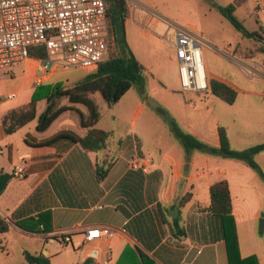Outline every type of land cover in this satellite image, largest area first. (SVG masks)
I'll list each match as a JSON object with an SVG mask.
<instances>
[{"label": "crops", "instance_id": "obj_1", "mask_svg": "<svg viewBox=\"0 0 264 264\" xmlns=\"http://www.w3.org/2000/svg\"><path fill=\"white\" fill-rule=\"evenodd\" d=\"M251 1L256 11L264 10V0ZM125 2L126 41L144 68L127 31L130 18L138 21L144 13ZM152 22L159 23V19L153 17ZM203 44L212 46L204 41ZM214 48L211 50L215 53ZM225 55L232 57L234 63L243 62L244 67L258 63ZM30 60L34 62V58ZM205 69L208 79L221 81L237 93L236 87L209 67ZM22 70L34 91L38 84L34 85L31 73L23 67ZM258 79L263 80L259 76L252 81L264 86V81ZM89 97L99 110L96 93ZM130 102L135 115L119 118L128 126L130 136L125 141L118 140L119 150L115 153L107 147L108 139L105 148L96 152L85 151L67 139L46 145L63 132L77 137L87 134L88 129L80 124V113L87 114L82 105H73V109L59 115L42 132L36 130V119L13 133L4 131L3 116L27 106L30 101L0 115V218L7 224V230L0 233V264H11V250L20 257L17 264L24 262L25 251L41 253L51 264H228L221 221L206 210L210 204V187L223 180L230 192L239 257L255 256L258 264H264V229L260 230L262 227L255 223L258 218H264L259 195L264 190L255 174L248 166L232 162L209 166L204 160L198 164L199 156L193 155L185 161L181 154L174 163L146 157L134 128L146 109V102L140 97ZM45 106V100L36 102V117ZM113 106L107 105V108L112 110ZM99 123L100 118L94 128L110 136L111 131L100 127ZM218 144L219 141L214 147ZM136 160H143L146 165H133ZM17 166L25 169L24 179L13 177L12 171ZM98 171L103 177L101 180L97 179ZM206 178L204 189L200 186ZM186 194L191 195L190 199L178 205ZM38 221L44 222L48 230H41L42 224L36 233L26 229ZM91 227L105 231L97 240L86 242L84 232ZM60 234L70 237L67 245L61 243ZM52 243L61 245L63 252L69 254L58 259L60 253L51 251Z\"/></svg>", "mask_w": 264, "mask_h": 264}, {"label": "rangeland", "instance_id": "obj_2", "mask_svg": "<svg viewBox=\"0 0 264 264\" xmlns=\"http://www.w3.org/2000/svg\"><path fill=\"white\" fill-rule=\"evenodd\" d=\"M231 1L127 0L132 9L142 10L144 13L143 18L138 21L130 18L127 31L128 37L131 38V46L143 62L146 84L141 95L138 94L136 88L127 91L112 110L107 108L104 99L96 93L101 116L99 126L111 131L107 147L114 153L119 150L118 140L125 141L130 136L128 126L119 121V118L135 115L129 102L139 97L143 102L151 98L159 107L155 110L146 103V109L134 124L146 157L162 158L165 163H174L182 154L186 161L182 145L169 134L158 110L171 116L181 130L211 146H215L218 142V126L226 129L230 145L234 150H245L264 142V92H261L264 86L252 81L255 78L247 77L245 72L247 67L255 63L244 67L243 62L234 63L232 57L225 55L226 53L248 62L254 60L264 64V54L259 51L264 40L255 42L241 38L232 25L211 7V3L225 6ZM235 16L248 31H255L258 25H264V10L256 11L255 3L251 0L238 7ZM153 17L159 19V23L152 22ZM168 23L172 27L186 30L205 43L208 42L212 48L215 47L214 53L209 45L203 46L204 67H209L217 76L237 88V98L234 104H226L211 96L209 89L201 93L179 91L177 59L170 43L173 35L168 32ZM158 38H161L160 41ZM117 54L118 48L114 44H109L105 59ZM22 67L29 74L31 73L33 83L36 85L35 80L39 76L38 64L27 60ZM22 67L0 70V115L9 109L25 105L31 99L33 86L29 78L24 75ZM85 74L87 73L82 69L71 67L59 69L44 82L61 83L62 88L66 89L72 87ZM260 77L263 80H258L264 81V76ZM13 92L16 97L8 99V95ZM58 102L59 105H68L65 98ZM192 155L199 156L198 164H202L205 160L209 166L221 165L225 161L245 165L241 161L224 159L199 151H192L188 157ZM254 161L264 175V151L256 154ZM251 171L262 183L264 190V177L262 179L256 172ZM207 180L208 178L204 179L200 187L204 188ZM259 195L261 206L264 207V191L259 192ZM263 221L264 218H258L255 222L256 226L262 227L260 230L264 229V225L261 226ZM61 248V245L52 243L51 251L55 250L60 253L58 259H63L69 254L63 252ZM18 259H20L18 253L11 250L10 263L17 264Z\"/></svg>", "mask_w": 264, "mask_h": 264}, {"label": "trees", "instance_id": "obj_3", "mask_svg": "<svg viewBox=\"0 0 264 264\" xmlns=\"http://www.w3.org/2000/svg\"><path fill=\"white\" fill-rule=\"evenodd\" d=\"M243 1L244 0H234L232 3L225 6L211 3V7L232 25L241 35V38L253 40L255 42L263 41L264 26L258 25L257 30L248 31L243 23L235 16L234 12L236 8L240 6ZM105 3L110 44H114L115 47L118 48V54L109 56L98 65L94 72L85 74L70 88L63 89L61 83H47L36 86L32 93L30 103L27 106L11 110L3 116L2 125L7 134L13 133L15 130L34 119H36V130L42 132L46 130L59 115L73 109V105H82L86 108L87 114L82 115L80 113V124L83 128L88 129L87 134L84 137H77L70 133L63 132L46 142V145H50L62 139H67L75 144H79L85 151L96 152L105 148L109 133L94 128L100 118V113L97 105L89 95L99 93L106 104L111 107L131 88H136L138 94L141 95L146 84L144 68L136 59L126 41L125 18L127 6L125 0H105ZM257 23L259 22L257 21ZM259 51L264 54V44ZM29 56L34 59L44 58V48H31L29 50ZM208 89L211 95L229 105L234 103L237 96L234 89L215 79H208ZM62 98L67 99L68 105L58 104V101ZM40 100H45L46 106L36 117V102ZM158 112L161 113L164 125L169 134L182 145L186 155V161L189 153L192 151H199L224 159L241 161L263 179L264 175L260 167L254 161V156L264 151V142L251 146L245 150H234L230 146L225 129L223 127H218L219 144L217 147H214L181 130L176 121L166 112L162 110H158ZM102 178L103 177L99 175L98 171L97 179L101 180ZM209 194L210 204L206 210L221 221L222 240H224L225 243L228 264H258L255 256L244 259L239 257L235 224L231 215V197L227 182L223 180L213 184L209 189ZM190 197V194H186L178 202V205H183ZM41 224L44 225L41 230L47 231L48 227L45 226L42 221L35 222L33 227H27L26 229L36 233L39 232V225ZM175 227L178 228L177 225ZM6 230L7 224L0 218V233ZM23 258L24 262L22 264H51L49 258L41 253L32 254L25 251L23 252Z\"/></svg>", "mask_w": 264, "mask_h": 264}, {"label": "built area", "instance_id": "obj_4", "mask_svg": "<svg viewBox=\"0 0 264 264\" xmlns=\"http://www.w3.org/2000/svg\"><path fill=\"white\" fill-rule=\"evenodd\" d=\"M168 32L173 35L180 91H208L203 41L169 23ZM109 44L105 0H0V70L24 65L31 59V48L43 47L45 57L34 59L39 74L35 83L40 85L59 69L95 71L105 60ZM245 72L251 79L264 76V64L255 63ZM14 97L9 94L7 98ZM133 165L146 163L136 160ZM12 175L24 179L25 169L17 166ZM104 231L101 227L87 228L84 240H97ZM60 238L63 245L70 242L67 234H60Z\"/></svg>", "mask_w": 264, "mask_h": 264}, {"label": "water", "instance_id": "obj_5", "mask_svg": "<svg viewBox=\"0 0 264 264\" xmlns=\"http://www.w3.org/2000/svg\"><path fill=\"white\" fill-rule=\"evenodd\" d=\"M146 103L150 105L152 108H154L155 110L159 108L158 105L151 98H147ZM263 225H264V221L261 222V226Z\"/></svg>", "mask_w": 264, "mask_h": 264}]
</instances>
